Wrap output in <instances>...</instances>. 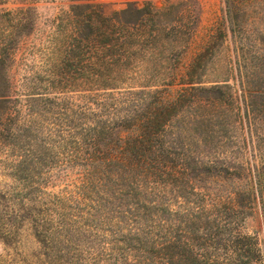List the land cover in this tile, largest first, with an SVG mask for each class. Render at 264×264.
<instances>
[{
	"label": "rangeland",
	"instance_id": "374dc122",
	"mask_svg": "<svg viewBox=\"0 0 264 264\" xmlns=\"http://www.w3.org/2000/svg\"><path fill=\"white\" fill-rule=\"evenodd\" d=\"M10 263L264 264V0H0Z\"/></svg>",
	"mask_w": 264,
	"mask_h": 264
},
{
	"label": "trees",
	"instance_id": "16d2710c",
	"mask_svg": "<svg viewBox=\"0 0 264 264\" xmlns=\"http://www.w3.org/2000/svg\"><path fill=\"white\" fill-rule=\"evenodd\" d=\"M126 155H130V154L127 153ZM28 224H29L31 231H34V232L39 231V228H40L39 224H37V223L36 224L28 223ZM27 227H28L27 224H25V226L22 228L23 230L21 232H24ZM39 262L41 263V261H39Z\"/></svg>",
	"mask_w": 264,
	"mask_h": 264
}]
</instances>
